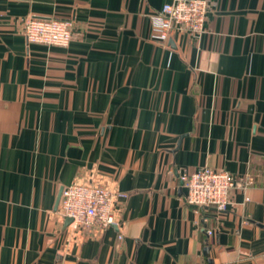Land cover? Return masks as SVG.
Segmentation results:
<instances>
[{
  "label": "crops",
  "instance_id": "obj_1",
  "mask_svg": "<svg viewBox=\"0 0 264 264\" xmlns=\"http://www.w3.org/2000/svg\"><path fill=\"white\" fill-rule=\"evenodd\" d=\"M169 1L0 0V264H264V0L160 42ZM30 16L74 38L27 44ZM206 166L251 181L222 213L181 201ZM90 178L125 195L118 225L74 233L58 198Z\"/></svg>",
  "mask_w": 264,
  "mask_h": 264
},
{
  "label": "built area",
  "instance_id": "obj_2",
  "mask_svg": "<svg viewBox=\"0 0 264 264\" xmlns=\"http://www.w3.org/2000/svg\"><path fill=\"white\" fill-rule=\"evenodd\" d=\"M212 5L209 0H170L158 12L151 15L152 38L166 42L175 33H186L198 38L205 33L207 15ZM74 21L55 17H28L23 23V35L27 44L65 48L74 38ZM179 181L185 190L181 201L196 210L214 208L222 213L229 204L230 192L247 187L250 180L241 182L224 170L203 167L198 170L183 171ZM125 198L121 192L108 189L90 178L75 182L63 188L57 206L61 222L70 219L66 229L74 233H102L107 228L118 225L116 208ZM205 234L210 236L211 230ZM121 239V236H118Z\"/></svg>",
  "mask_w": 264,
  "mask_h": 264
},
{
  "label": "water",
  "instance_id": "obj_3",
  "mask_svg": "<svg viewBox=\"0 0 264 264\" xmlns=\"http://www.w3.org/2000/svg\"><path fill=\"white\" fill-rule=\"evenodd\" d=\"M60 195H61V194H60ZM60 195H59V198H58V202H57V204L59 203ZM70 222H71L70 219H66V220L64 221V227H66Z\"/></svg>",
  "mask_w": 264,
  "mask_h": 264
}]
</instances>
